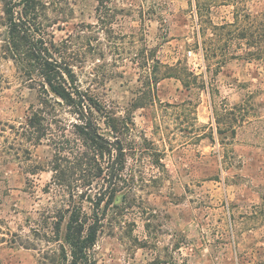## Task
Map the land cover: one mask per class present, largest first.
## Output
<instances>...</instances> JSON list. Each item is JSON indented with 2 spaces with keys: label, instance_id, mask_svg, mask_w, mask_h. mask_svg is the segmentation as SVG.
Segmentation results:
<instances>
[{
  "label": "rangeland",
  "instance_id": "obj_1",
  "mask_svg": "<svg viewBox=\"0 0 264 264\" xmlns=\"http://www.w3.org/2000/svg\"><path fill=\"white\" fill-rule=\"evenodd\" d=\"M103 2L100 12L118 19L116 47L100 60L77 48L75 71L84 87L127 118L130 129L119 136L123 149L113 170L114 202L105 207L103 201L97 210L101 227L91 259L95 264H264V67L245 57L205 60L199 45L200 30L207 45L213 25L232 20L234 7L225 0ZM263 4L246 0L245 8L256 14ZM96 7V0L56 3L50 15L61 10L65 21L53 28L54 41L66 38L77 23L95 24ZM151 54L153 60L143 66ZM0 72L6 81L0 89L3 229L29 234L47 213L66 204L68 189L54 184L55 159L64 169L62 182H71L73 192L85 190L79 186L82 178L90 180L82 205L91 213L95 195L108 185L116 149L102 157L98 152L86 164L80 153L92 156L93 149L72 132L75 119L66 111L54 123L52 139L34 145L25 134L17 135L10 126L26 122L38 92L11 62L2 61ZM153 74L156 83L148 78ZM100 126L114 143L101 120ZM62 128H67L63 134ZM41 262L42 249L0 247V264Z\"/></svg>",
  "mask_w": 264,
  "mask_h": 264
},
{
  "label": "trees",
  "instance_id": "obj_2",
  "mask_svg": "<svg viewBox=\"0 0 264 264\" xmlns=\"http://www.w3.org/2000/svg\"><path fill=\"white\" fill-rule=\"evenodd\" d=\"M103 1L96 0L95 24L77 23L66 38L56 43L53 28H59L65 20H61V10L52 16L50 12L55 10L54 5L60 0H0V65L2 61L11 62L23 82L38 92V102L26 122L10 128L17 135L25 134L28 141L36 145L42 139L53 138L52 130L58 127L54 123L61 121L59 118L66 111L75 119L70 124L72 132L93 149L90 150L92 156L86 152L80 153L88 165L92 159H96L98 152L102 157L104 152L111 153L114 148L110 144L111 140L100 133V120L120 149H123V143L119 136L130 129L127 118H120L90 87H84L75 71L74 55L77 54V48L85 47L95 52L100 60L107 54L106 49L113 52L116 47L113 34L117 32L118 19L114 15L100 12ZM225 1L234 7L232 20L213 25L214 37L207 45L200 30L199 45L204 59L219 55L223 59L222 63H225L227 60L245 57L248 61L260 62L264 67V4L260 11L251 14L245 8L246 0ZM199 7L197 16L201 19ZM122 11L126 13L127 10L122 8ZM152 60L153 54L144 59L143 66H148ZM177 64L180 65V61ZM183 69L185 71L186 68ZM148 78L151 83L157 82L154 74ZM5 82L0 72V89ZM62 129L63 134L67 128ZM82 159L78 164L80 170H83ZM51 170L55 174L54 184L68 189L65 190L68 194L66 204L56 208L54 214L47 213L40 228H32L29 234L4 230L0 222V247L8 245L42 249L41 264H95L89 252L96 243L101 227L97 210L103 201L105 207L114 202L116 190L110 184L111 179L108 178L106 188L95 195L96 201L92 202L91 213H88L83 209L82 202L85 196L90 195V180L82 178L79 186L85 190L75 188L74 193L70 188L71 182H62L64 169L58 159L52 163ZM98 173L103 177L102 166H98ZM74 195L80 200L78 204ZM105 196H108L107 200Z\"/></svg>",
  "mask_w": 264,
  "mask_h": 264
},
{
  "label": "water",
  "instance_id": "obj_3",
  "mask_svg": "<svg viewBox=\"0 0 264 264\" xmlns=\"http://www.w3.org/2000/svg\"><path fill=\"white\" fill-rule=\"evenodd\" d=\"M110 144L116 149V151H117V156H116V158L112 161V163H111V175H110V179H111V181H110V184H112V180H113V170H114V168H115V166H116V163H117V161H118V159H119V157H120V155H121V149L120 148H117L116 147V145L114 144V143H111L110 142Z\"/></svg>",
  "mask_w": 264,
  "mask_h": 264
}]
</instances>
